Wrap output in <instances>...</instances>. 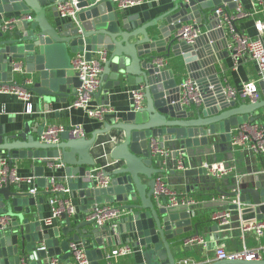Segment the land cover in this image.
<instances>
[{
  "label": "water",
  "instance_id": "water-1",
  "mask_svg": "<svg viewBox=\"0 0 264 264\" xmlns=\"http://www.w3.org/2000/svg\"><path fill=\"white\" fill-rule=\"evenodd\" d=\"M65 1L71 0H0V87L23 85L37 100L31 116H25L10 129L0 124V160L7 159L12 167L16 160L40 163L34 171L37 187L47 190L41 192L43 195L53 194L48 189L54 177L85 205L121 203L127 213L115 231L100 227L93 220L75 219L76 213L67 212L56 221L61 226L44 227L43 215L33 210L35 205L44 204L39 192L22 191L17 184H0V214L9 217L7 227L0 229V264H21L22 258L27 259V264H49L51 257L70 263L72 242L83 244L90 264H101L104 250L115 245L119 233L126 234L127 243L135 249V264H181V256L174 248L184 250L186 240L200 234L199 224L193 223L195 207H168L163 194L158 197V205L157 178L172 186L174 177L187 190L196 181L206 190L235 197L237 203L231 208L251 207L256 219L264 220V169L255 170L248 183H235L231 192L224 191L208 175L217 160L215 137L230 143L233 128L256 122L257 112L264 108V97L256 101H227L225 86L216 70L201 77L192 68L197 61L209 58L208 62H216L228 56L225 30L216 29L214 10L222 1L228 2L231 10L237 4L233 0H175L162 16L151 19L147 11L124 15L112 0H76L75 16L63 17L59 6ZM32 13L35 17L27 18ZM11 18L15 21L6 24ZM189 21L205 31L192 44L175 36L181 25ZM99 51L106 52L99 93L102 90L106 94L114 80L117 86L137 84L144 88L145 105L125 111L118 122L106 121L90 137L71 138L66 130L59 142H44L43 113L54 103H66L81 85L72 56L83 54L90 60ZM171 54L175 58L190 55L192 60L186 68L201 90V104H183L177 78L182 73L173 66L166 68L165 62L162 66L155 62L156 58H170ZM171 60L176 62L173 57ZM18 65L23 67L20 73L13 71V66ZM260 85L264 93V81ZM113 132L114 136L110 135ZM105 134L110 135L108 140L120 141L108 158L116 161L115 167L103 170L111 182L100 187L92 177L97 162L91 149ZM154 142L160 148H169V156L154 154ZM179 158L184 168H179ZM53 163L63 166L54 169ZM142 176L148 179L146 184ZM138 197L141 203L137 202ZM219 226L215 222L209 229L218 231ZM197 264H264V257Z\"/></svg>",
  "mask_w": 264,
  "mask_h": 264
},
{
  "label": "built area",
  "instance_id": "built-area-1",
  "mask_svg": "<svg viewBox=\"0 0 264 264\" xmlns=\"http://www.w3.org/2000/svg\"><path fill=\"white\" fill-rule=\"evenodd\" d=\"M116 7L120 10L132 8L141 4H144L148 0H112ZM174 1V0H169ZM237 5L236 8L231 10L228 7V2L222 1L218 5L214 14L217 16L216 29L224 28L225 36L227 37V50L231 54L235 68L239 67L242 60L249 59L253 61L258 70V80H248L242 84L240 88L228 86L224 89V93L227 101L231 100H260L261 92L259 90V82L264 81V0H249L251 7L247 8L243 0H233ZM76 0L65 1L60 4L59 12L63 17H74ZM27 18H32L28 16ZM251 19L254 23V29L256 35L252 36L246 31L238 28L237 24L240 21ZM15 18H11L6 21L7 23H13ZM6 27V26H5ZM204 29L200 27L196 22H185L176 31L175 36L179 41L187 43H194L195 40L204 33ZM105 51H99L92 56L90 60L86 59L83 54H76L73 58V68L81 80V85L76 90V95L69 108L82 110L87 117L101 121L104 120L106 114L111 112L110 107L106 103L95 102L93 97L98 91L101 85V72L102 64L105 61ZM155 62L162 66L164 64L163 58H156ZM13 71L20 73L23 71V67L20 65L13 66ZM14 85L1 86L0 92L12 93L17 96L20 100L28 103L31 112V100L34 97L33 92L27 87L13 83ZM182 91V103L190 105V103L201 104L204 100L201 90L194 79L186 78L180 84ZM133 108L138 109L142 107L144 97V89L138 88L131 91ZM66 130L69 131L71 138L87 137L88 133L86 128L82 124H74L71 127L62 124H45V129L42 134V140L48 143H57L60 141L61 134ZM232 138L231 143L233 146L243 147L245 150L253 153H259L264 156V126L259 124H243L235 127L231 131ZM152 151L156 155L162 157L169 156L170 152L166 148H160L156 142L152 145ZM62 163H53V168H58ZM179 168H184L183 160L178 159ZM204 166L207 168L209 164L204 162ZM96 183L100 187H107L111 179L104 176L103 170L95 168ZM232 172L231 168L226 167L221 162L212 164L209 169V176L213 177L214 180L222 179L226 174ZM52 186L48 189L54 194L63 193L62 200L56 198L50 199V205L52 207L51 215L44 220L46 226L53 225L63 212H67L70 215L76 213L75 208L72 204L71 197L66 196L65 193H69L68 188L60 185L58 181L53 177ZM28 182L31 184L35 183V176L22 177L18 174L17 169L12 167L7 159L0 160V184H19L21 182ZM243 182V181H242ZM239 181L238 184L242 183ZM32 194L38 193L39 189L37 185L32 186L29 190ZM160 194L166 195L168 199V207L180 208V207H191L196 206L198 201L194 198L181 194L178 190L172 188L168 184L164 183L162 178H157L156 181V196L157 199ZM213 201L229 202V199L222 194L212 198ZM126 210L121 204L116 203H96L92 206L91 211L88 215L89 220L102 227L109 225L112 231L118 227V222L126 214ZM212 220L219 223L220 225H228L232 220V210L222 209L212 214ZM9 217L0 214V229L7 227ZM242 231L245 235L253 234L258 238L264 236V220L255 222H243ZM201 244L206 246L207 242L201 235H194L189 237L185 245L193 246ZM71 250L73 252L72 260L70 263L61 262L56 257L49 259V264H90L87 257L86 249L80 242H72ZM44 248V247H43ZM133 252V248L129 243H122L105 253L104 264H114L113 258L120 256L130 255ZM216 256L219 260L230 259V260H244L252 261L259 258L258 249H250L246 246L242 249L235 251H227L222 245L216 247ZM21 264H27V259L22 258Z\"/></svg>",
  "mask_w": 264,
  "mask_h": 264
},
{
  "label": "crops",
  "instance_id": "crops-1",
  "mask_svg": "<svg viewBox=\"0 0 264 264\" xmlns=\"http://www.w3.org/2000/svg\"><path fill=\"white\" fill-rule=\"evenodd\" d=\"M175 1V0H174ZM244 5L247 8H250L252 5L249 0H243ZM173 6V1L169 0H148L144 4L128 8L122 10L124 15H135L141 14L144 11H147L150 15L151 19H156L165 12H167ZM52 12L49 11V17H51ZM32 17H35V13H32ZM192 22V21H190ZM238 28L246 31L252 36L256 35V31L254 29L253 20L247 19L240 21L237 24ZM73 58L75 55L72 56ZM171 57L175 59V63L172 62ZM207 60L209 58H206ZM205 61H197L192 66L194 72L200 74V76H204L206 74L213 73L214 70L219 74L221 78V82L224 84L225 88L228 86L240 88L242 84L248 80H258V70L256 64L249 60H242L239 67L235 68L234 61L229 53L228 56H225L223 59H219L216 62H208ZM190 60V55L184 54V56L176 57L171 54L170 58L163 59V62L166 64V68H171L172 66L179 70L182 74H178L177 78H179V83L189 77L188 69L186 68L187 62ZM195 60V59H193ZM192 62V61H191ZM109 80L104 83H108ZM262 82V81H261ZM259 82V90L261 92V97H264L263 88ZM112 88L107 91V93H101L99 91L94 94L95 102L106 103L109 102L108 107L111 108V112H108L104 118V120L97 121L87 117V115L80 109H71L69 108L70 104L73 102L75 96H71L68 98L66 103H54L49 111L44 112L45 115V124H62L68 127L73 126L74 124H82L88 133V137L91 136L92 132L97 128L103 126V124L108 121L110 123L118 122L125 111L133 108V100L131 91L133 89L143 88L137 84H121L117 86L114 81H111ZM211 88V87H210ZM144 89V88H143ZM36 97H33L31 100V112L28 111L29 105L27 102L20 100L17 96L12 93H4L0 92V124H5L7 129H10L17 123L21 122L22 119L26 116H31L35 113V105L37 103ZM261 98V99H262ZM248 101V100H247ZM250 101V100H249ZM146 103V98L143 101V105ZM258 120L254 122L255 124H259L264 126V108L259 109L257 112ZM14 119L16 122H14ZM115 132L110 133V135L114 136ZM110 135H102L104 137L98 138V141L95 146L91 149V155L96 160V167L100 170H111L115 167L116 161L111 162L108 160L110 157L111 151L116 144L120 141V139L115 138L112 140H108L107 138ZM114 138V137H113ZM212 143L218 148H215L214 155L217 157L216 162L223 163L226 167L231 168L232 172L226 174L222 179L218 180V185L226 192L232 191V186L235 183H239V181H243V183H248L254 178L255 170H263L264 169V156L259 153H253L245 150L243 147L233 146L232 143L223 142L220 140L219 136H216ZM223 146H225V150ZM173 148V147H172ZM169 150V148H166ZM220 149V150H218ZM217 150V151H216ZM213 154V153H212ZM165 158V157H163ZM166 161H169L167 159ZM215 162V163H216ZM40 163H35L31 159L25 160H16L13 167L17 169V172L22 177L35 176L34 166L39 165ZM57 164V163H55ZM61 165L59 168H62ZM55 169V168H54ZM59 171V170H58ZM48 172L45 173V175ZM143 183H147L148 179L142 176ZM194 181V179H193ZM176 178H171L172 188L178 190L181 194H186L195 200L198 201V204L195 207L193 217V223L199 224L200 234L204 240L207 242L206 246L201 244H196L193 246L185 245L184 250H179V248H174L177 255L181 256L180 262L181 264H197V263H206V262H214L219 260L216 256V247L218 245H222L227 251H235L244 248L245 246L250 249H258L259 250V258L264 257V236L258 238L253 234L245 235L242 231V223L243 222H255L259 221L255 217V213L251 207L246 208L239 206L238 209L231 208V206L237 203L235 197H227L229 202H226L225 205H222L221 201H213L212 198L215 196H219L216 190H206L204 185L197 183L194 181L191 183V187L189 190L186 189L185 184L176 183ZM38 183V179L35 176V183L31 184L28 182H21L18 184V187L22 191H28L32 186H36ZM170 186V185H169ZM39 189V197L44 198V204H38L33 207V210L37 213L43 215V219L41 220L44 227H55L61 226V224L55 222L51 226H46L44 224V220L51 215L52 207L50 205L51 198H58L62 200V192L51 195H43L41 192L47 191L41 187ZM66 196H70L72 199V204L75 208L76 215L75 219L86 220L88 219V215L91 211V208L94 204L85 205L81 201V199L77 196H74V193L70 191L69 193H65ZM157 199V198H156ZM156 201V200H155ZM138 203H141L140 198L138 197ZM158 205H160L159 200L157 199ZM219 203V204H216ZM96 204V203H95ZM118 204V203H116ZM121 204V203H120ZM221 204V205H220ZM222 209H231L232 210V220L228 225H220L218 231L210 230L209 228L214 225L215 221L212 220V214L216 211ZM120 223H117L118 225ZM110 227L109 225H106ZM114 235V233H113ZM116 236V235H115ZM116 243L113 246L106 247L104 253L111 250V248L118 246L122 243H127V235L124 233H119L116 236ZM130 244V243H129ZM131 245V244H130ZM135 249L130 255L120 256L117 258H113L114 264H135V258L133 256ZM101 264H104V260L100 261Z\"/></svg>",
  "mask_w": 264,
  "mask_h": 264
}]
</instances>
